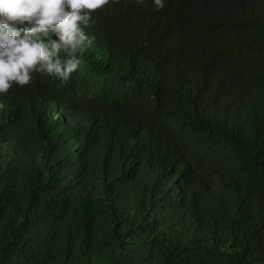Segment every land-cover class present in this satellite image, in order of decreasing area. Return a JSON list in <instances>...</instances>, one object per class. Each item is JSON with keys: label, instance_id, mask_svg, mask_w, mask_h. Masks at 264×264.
Masks as SVG:
<instances>
[{"label": "trees", "instance_id": "1", "mask_svg": "<svg viewBox=\"0 0 264 264\" xmlns=\"http://www.w3.org/2000/svg\"><path fill=\"white\" fill-rule=\"evenodd\" d=\"M93 17L0 96V264H264V0Z\"/></svg>", "mask_w": 264, "mask_h": 264}, {"label": "clouds", "instance_id": "2", "mask_svg": "<svg viewBox=\"0 0 264 264\" xmlns=\"http://www.w3.org/2000/svg\"><path fill=\"white\" fill-rule=\"evenodd\" d=\"M110 0H0V96L39 72L67 82L94 37L93 12ZM163 8L164 0H154ZM63 53V56L61 55Z\"/></svg>", "mask_w": 264, "mask_h": 264}]
</instances>
